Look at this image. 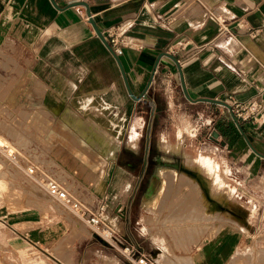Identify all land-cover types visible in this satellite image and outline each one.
<instances>
[{"label": "crops", "instance_id": "crops-1", "mask_svg": "<svg viewBox=\"0 0 264 264\" xmlns=\"http://www.w3.org/2000/svg\"><path fill=\"white\" fill-rule=\"evenodd\" d=\"M56 3L60 8L78 5L59 11L50 0H0L1 70L20 72L12 74L15 91L14 105L9 110L12 117L44 129L40 131L47 142L43 159L51 164L55 160L63 167L64 179L77 182V178L88 201L104 198L106 224L145 252L144 242L134 236L137 221L132 218L131 208L137 204L136 192L147 184L154 163L152 136L156 134L157 150L165 153L159 156L160 162L172 166L160 173L163 186L165 178L172 176L176 181L187 179L199 189L197 182L180 174V168L193 167L191 171L197 181L207 182L205 177L216 175L214 185H208L210 188L204 191L205 207L211 213L220 211L234 219L221 226L225 233L219 238L201 243L200 264H228L233 255L238 262L244 256V251L238 248L248 240L245 231L264 230V222L255 226L246 220L251 213H264V115L256 123L238 120L243 135L224 106L188 101L178 65L162 54L178 60L193 101L211 99L230 105V97L238 102L251 101L259 94L264 98V0H56ZM79 3L88 4L92 19L103 34L109 28L127 27L126 35L135 40V45L124 47L118 57L125 78L117 60L88 22L86 8ZM222 26L232 36L222 33ZM252 30L260 32L252 37ZM125 79L132 95L139 100L130 96ZM2 102L4 105L5 100ZM178 115L194 118L193 130L200 127L190 143L179 141L176 126L169 123ZM202 120L208 121L207 124H200ZM66 129L77 136L84 148L79 150L72 143L77 153L84 155L90 150L96 155L89 156L91 165L70 153V148L63 144ZM0 132L4 139L8 138L7 130ZM31 132L38 134L34 129ZM52 135L61 143L56 153L51 149ZM0 141L8 144L1 138ZM122 145L134 154L131 157H136L134 152L141 149L137 162L128 165L121 161L117 152ZM187 150L194 154L203 152L215 159L189 156ZM218 167L234 190L231 186L225 191L221 189ZM85 171L91 175L84 174ZM92 183L96 185H89ZM155 184H148L146 200L153 199ZM133 188L137 191L130 194ZM189 214H196L193 207ZM29 223L32 221L20 224L25 233L35 242L48 244L54 227L43 229L48 233L52 230V235L41 234L40 229H26ZM85 229L88 235L82 240L83 253L64 260L88 263L97 258L102 263L131 264L90 225L86 224ZM253 241L255 246L264 247V238ZM149 253L161 264L158 255ZM246 255L250 256L248 250ZM263 258L260 253L259 260L264 261Z\"/></svg>", "mask_w": 264, "mask_h": 264}, {"label": "rangeland", "instance_id": "rangeland-1", "mask_svg": "<svg viewBox=\"0 0 264 264\" xmlns=\"http://www.w3.org/2000/svg\"><path fill=\"white\" fill-rule=\"evenodd\" d=\"M1 67L0 115H3L4 119L0 120V129L8 131L6 140L4 139L5 136L0 132V138L8 143L2 148H7L8 152H12L15 147L17 149L15 153L20 161L18 163L11 161L0 150V264H111L109 261L102 263L97 258L90 260L88 263H75L64 260L74 259L77 254L83 253L82 240L88 235L85 233L87 223L63 203L50 198L43 189L40 180L35 176H30L27 168L31 165H36L53 179L62 182V185L70 193L79 198L83 197V201H88L83 196V192H81L83 184L77 178V182L75 179L74 181L64 179L62 176L65 173L63 167L54 163L55 160L51 164L48 160L43 159L46 155L45 147L47 142L45 143L44 134H40V131L44 132L40 125L33 123L30 126L24 119L12 117L13 114L10 111H12L14 105L12 97L15 93L12 88V81L14 80L12 74H19L20 72H13L9 69L2 71ZM8 98L10 99L9 103ZM4 100L5 104L3 105L2 101ZM200 122V124L203 123L205 125L208 121L203 122L202 120ZM169 123H174L176 126L179 141H186L187 143H190L197 136L195 130L200 129V127H197L193 130L196 123L195 119L188 116H173ZM31 129L36 130L38 134H33ZM183 132H185V135H183ZM94 138L95 136H92V139ZM63 139L65 141L63 144L70 148V153L77 155L84 163L91 165L89 156H94L95 158L96 155L90 150L85 152L84 155L77 153L76 148L84 150L77 136L74 137V134L66 129ZM51 142L53 144L51 147L52 152L56 153L61 143L56 141L54 135H52ZM152 142L154 151L151 156L154 163L148 173L147 184L141 191L139 189L137 191L136 188L129 190L130 194L137 191V204L131 208L132 218L137 221L136 224L134 223V236L139 242H144L148 253L153 252L158 255L161 264H200L201 243L206 242L208 239L219 238L222 233H225L220 230L221 226L233 222L234 219L220 211L211 213L205 207L204 191L206 187L210 188V184L214 185L217 179L216 175L214 177H205L207 182L203 179H201V182L199 179L197 181L194 172L191 171L193 167H190V169L180 168V174H185L193 182H197L199 189L184 178H178L177 181L179 183H177L172 176L165 178L166 186H163L160 173L172 166L160 162L159 156L165 155V153L157 150L159 140L156 134L152 136ZM72 143H75L77 147L75 148ZM49 144L50 142H48L47 148L50 147ZM30 150L32 151L29 152ZM125 152L130 157L133 154L125 149V145H122V149H119L117 154H121L120 159L123 163H125ZM30 153H32L31 156ZM134 153H137L136 157L138 158L141 156L142 151L138 149ZM186 153L196 158L215 159V156L211 157L203 152L194 154L192 151L187 150ZM136 157L133 156L135 159L133 163L138 161ZM47 163H50L51 166L48 167ZM217 170L216 174L219 173L221 176V184L219 186L225 191L231 185H228L222 173V168L218 167ZM76 173L80 172L76 171ZM84 174L91 175L87 171ZM82 177L80 173L79 178L83 180ZM150 182L156 183V187L152 191L153 199L146 200V195L149 192L147 186ZM89 185L93 186L96 184L92 183ZM162 187H164L163 190ZM233 188L234 186L230 187V189ZM98 192L102 193L100 189H98ZM180 197L182 202H179L181 201ZM101 200L103 201L104 198ZM233 201L236 204V199ZM146 202H150L149 205ZM191 207L195 209L196 214H189ZM246 220L251 225H259L264 222V213H258V211L256 214L251 213L246 216ZM29 221H32V223L26 224L25 228L40 229L41 234L48 233L43 231L46 226L54 227L55 233L52 230L48 233V235L53 233L52 238L49 236L51 239L47 242L48 244L40 243L39 241L35 242L33 237L28 236L27 232L25 233L24 228L20 224L21 222L27 223ZM245 235L248 240L243 246L238 248L240 251H244L242 253L244 256L240 257L241 259L236 262L233 255L228 264H264V261L259 260V254L261 253L262 256L264 254V247H260L258 244L255 246V241H253L264 238V230L245 231ZM42 238L45 239L44 235ZM247 250L250 256L246 255ZM90 252L88 251V253ZM168 254L172 255L169 256ZM164 256L165 258L168 256V260H162Z\"/></svg>", "mask_w": 264, "mask_h": 264}, {"label": "built area", "instance_id": "built-area-1", "mask_svg": "<svg viewBox=\"0 0 264 264\" xmlns=\"http://www.w3.org/2000/svg\"><path fill=\"white\" fill-rule=\"evenodd\" d=\"M76 10L80 11V7H76ZM126 29L127 27L109 28L103 34L117 57L123 54L124 47L135 45V40L126 35ZM221 32L232 36V32L226 26H222ZM259 32V30H252L250 35L256 37ZM172 53L174 54L175 52ZM230 101L231 112L240 121L256 123L264 115V98L262 94L248 102H238L231 97ZM10 159L13 162L15 161V163L19 162L16 153ZM27 172L30 176H35L40 180L43 189L50 198L63 203L75 214L83 218L101 239L116 248L131 264H159L150 253L130 244L106 224V204L104 200L83 201L82 198L70 193L59 181L53 179L36 165L29 166Z\"/></svg>", "mask_w": 264, "mask_h": 264}, {"label": "water", "instance_id": "water-1", "mask_svg": "<svg viewBox=\"0 0 264 264\" xmlns=\"http://www.w3.org/2000/svg\"><path fill=\"white\" fill-rule=\"evenodd\" d=\"M52 5L59 11H64L66 9H69V8H72L73 6L75 5H78V4H72L70 6H67L66 8H60L57 3H56V0H50ZM80 5L84 6L86 8V16L88 18V22L92 25L96 35L100 38V40L104 43V45L107 47V49L110 51V53L115 57V59L117 60L120 68H121V71H122V74L125 78V73H124V70H123V67L121 65V62L119 60V58L114 54V51L112 49V47L110 46V44L107 42L106 38L104 37L103 33L98 29V27L96 26V23L94 22V20L92 19V16H91V12H90V9H89V6L88 4L86 3H79ZM162 56H168L169 58H171L177 65H178V68H179V71H180V77H181V86H182V90H183V93L186 97V99L188 101H190L191 103H195V102H202V103H209V104H217V105H220V106H224L225 108H227L230 112H231V106L223 101H219V100H211V99H200V100H197V101H193L191 100V98L189 97L188 95V92H187V89H186V85H185V81H184V78H183V74H182V69H181V66L178 62V60L172 56V55H169V54H162ZM125 84H126V88L130 94V96H132V98L134 100H139L140 98H135L132 93H131V90H130V87H129V84L127 82V80L125 79ZM150 87V84L149 86L147 87L146 91L149 89ZM231 115H232V118L237 126V128L239 129V131L244 135V132L242 130V127L238 121V119L232 114L231 112ZM215 137H217V135H215ZM245 139L248 141V139L245 137Z\"/></svg>", "mask_w": 264, "mask_h": 264}, {"label": "bare ground", "instance_id": "bare-ground-1", "mask_svg": "<svg viewBox=\"0 0 264 264\" xmlns=\"http://www.w3.org/2000/svg\"><path fill=\"white\" fill-rule=\"evenodd\" d=\"M2 147H5V144H3L1 141H0V150L7 156V157H12V156H14V154H15V149L12 151V152H8V149L7 148H2ZM204 158V157H203ZM204 159H206V158H204ZM209 158H207L206 160L207 161H209L208 160ZM201 160V159H200ZM203 160V159H202ZM19 161H20V159H19ZM204 161V160H203ZM212 162V161H211ZM210 162V163H211ZM193 163V162H192ZM199 165V164H198ZM200 166V165H199ZM200 169H203V168H200ZM206 170V169H205ZM202 171H204V170H202ZM210 172V171H209ZM67 189V188H66ZM68 190V189H67ZM200 195V194H199ZM149 203L150 202H148V204L147 205H149ZM166 258H165V256H164V258H162V260H165ZM161 262V261H160Z\"/></svg>", "mask_w": 264, "mask_h": 264}, {"label": "flooded vegetation", "instance_id": "flooded-vegetation-1", "mask_svg": "<svg viewBox=\"0 0 264 264\" xmlns=\"http://www.w3.org/2000/svg\"><path fill=\"white\" fill-rule=\"evenodd\" d=\"M125 154H126V156H124L125 157V163H127V164L133 163L135 159L133 157L128 156L127 153H125Z\"/></svg>", "mask_w": 264, "mask_h": 264}]
</instances>
